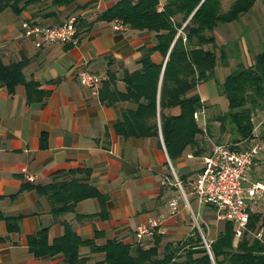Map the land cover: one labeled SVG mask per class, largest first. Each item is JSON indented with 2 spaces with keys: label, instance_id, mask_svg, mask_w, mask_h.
Wrapping results in <instances>:
<instances>
[{
  "label": "crops",
  "instance_id": "1",
  "mask_svg": "<svg viewBox=\"0 0 264 264\" xmlns=\"http://www.w3.org/2000/svg\"><path fill=\"white\" fill-rule=\"evenodd\" d=\"M117 1L77 0L57 8L41 3L29 5L19 14L8 9L0 12V60L5 65L25 60L24 80L34 81L48 92L42 101L27 103L24 85H16L10 94L0 84V264H62L61 254L35 258L28 250L27 237L47 228L51 241L62 235L63 221L82 239H93L95 231L99 232L95 238L98 245L107 240L138 243L135 227L148 220L156 221L161 257L165 244L192 235L195 227L204 235L208 224L203 218L210 222L217 218L213 207L199 204L191 194L190 182L202 168L199 158L186 157L192 151L171 161L161 132L158 137L145 138L118 135L113 129L116 119L134 104L118 101L105 105L99 90L78 82L80 70H88L103 80L111 72L116 89L124 91L123 73L140 68L138 47L150 44L151 35L130 28L116 31L111 21L96 19ZM71 17L77 18L78 34L63 44L25 36L21 28L25 21L51 25ZM212 34L216 46L228 44V74L238 62L250 66L255 55L264 51V0H255L247 13L217 26ZM226 68L218 66L220 78L215 77L216 81L223 82ZM204 118L206 124L218 123L208 121L206 105ZM254 124L264 145V108L255 114ZM228 139L233 141L229 134ZM171 167L183 182L185 197L176 186L161 183L164 177L172 178ZM78 168L88 169V183L107 196L103 205L106 217L99 214L97 198L82 199L73 211L56 216L50 212L46 196L36 190L37 186L69 180L72 175L68 171ZM76 176L81 178L82 174ZM250 179L264 184V150L252 166ZM26 184L30 187L24 188ZM188 196L196 202V211ZM172 200L178 203L175 215L169 212ZM251 213L264 215V194L251 204ZM15 216H21L19 229L9 231L5 218ZM160 216L163 219L158 221ZM217 233L210 234L207 242ZM152 244L153 237L141 243L145 248ZM80 253L93 260L103 257L102 253H90L85 246L80 247Z\"/></svg>",
  "mask_w": 264,
  "mask_h": 264
},
{
  "label": "trees",
  "instance_id": "2",
  "mask_svg": "<svg viewBox=\"0 0 264 264\" xmlns=\"http://www.w3.org/2000/svg\"><path fill=\"white\" fill-rule=\"evenodd\" d=\"M76 1L0 0V12L8 9L19 14L29 5L48 3L57 8ZM254 1L118 0L101 12L97 20L110 22L117 18L126 28L152 37L150 44L138 47L140 68L123 73L124 91L116 89L115 76L111 72L99 88L100 100L105 105L118 101L134 104L119 114L113 125L114 131L124 138L158 137L161 132L171 161L187 150L195 156L204 154L208 150L205 135L211 139L214 135L211 123L206 124L205 134L194 120V112L205 107L196 88L201 82L214 80L218 94L227 101V110L212 121L218 122L220 133L228 129L233 142L237 137L241 140L250 136L254 126L252 119L264 108V51L255 55L250 66L238 62L220 83L215 79V69L218 65L228 67V49L225 47L228 44L219 46L217 56L212 31L218 25L233 22L247 13ZM76 22L77 18L74 38L78 34ZM25 64L26 61L22 60L5 65L0 60V84L10 94L16 85L22 84L27 103L42 101L48 92L42 90L38 83L24 80L22 69ZM171 109L177 112L167 113ZM68 173L72 175L69 180L36 187L40 194L46 196L50 212L57 216L73 211L82 199L97 198L101 207L99 214L106 217L103 205L107 196L88 183L89 170L70 169ZM78 174H82V179L76 176ZM29 187L24 185V188ZM20 217L5 218L9 231L19 229ZM247 227L251 231L263 227L264 239V215L250 213ZM99 235L95 231L93 239H82L68 222L63 221L62 235L50 241L47 228H43L27 237V245L35 258L61 254L62 264H264V243L247 232L235 240L233 223L229 220L222 221V228L209 243L211 256L196 227L192 235L183 240L165 244L161 257H158L161 235L156 228L153 244L147 248L141 243L118 240H107L98 245L95 238ZM82 246L88 247L90 253H102V259L93 260L82 255Z\"/></svg>",
  "mask_w": 264,
  "mask_h": 264
},
{
  "label": "built area",
  "instance_id": "3",
  "mask_svg": "<svg viewBox=\"0 0 264 264\" xmlns=\"http://www.w3.org/2000/svg\"><path fill=\"white\" fill-rule=\"evenodd\" d=\"M162 7L160 2L159 8ZM112 28L116 31L126 29L120 19H113ZM21 28L25 36H39L46 42L67 43L74 39L75 18L71 17L60 23L51 25H41L22 22ZM78 82L85 87L95 91L101 87L103 78L88 70H80L77 73ZM204 104V101L201 99ZM200 115L203 120L200 124L205 133V107L202 106L194 112V120L198 123ZM254 123V118L252 119ZM206 134V133H205ZM209 144L208 150L196 156L202 162L196 178L190 182V191L196 201L202 205H209L214 208L217 219L229 220L233 223L234 238L239 239L245 232L264 243L263 227L256 231H251L247 227L251 204L264 194V184L250 179V172L256 158L264 150L262 141L258 138L257 124H254L250 136L240 141L214 142L207 135ZM187 158H194L195 155L189 153ZM170 164V163H169ZM171 166V164H170ZM172 169V178L164 177L162 184L170 183L176 186L185 197L183 182ZM30 180L33 177L29 178ZM169 212L175 215L178 211V203L172 200L168 204ZM163 219L159 217L160 221ZM156 228V221L148 220L135 227L134 237L138 243H143L153 237ZM202 242L211 256L209 243L200 231Z\"/></svg>",
  "mask_w": 264,
  "mask_h": 264
},
{
  "label": "rangeland",
  "instance_id": "4",
  "mask_svg": "<svg viewBox=\"0 0 264 264\" xmlns=\"http://www.w3.org/2000/svg\"><path fill=\"white\" fill-rule=\"evenodd\" d=\"M227 6V3H226ZM226 9V8H224ZM218 26H222V24L218 25ZM226 50L228 49V46H225ZM209 49L211 48V46L208 47ZM219 46H216L215 51L217 53V56L219 54ZM219 64V63H218ZM219 66V65H218ZM218 67H216L215 69V77L216 79L220 78V74H218L217 72ZM224 73H226L225 75L228 74V67L223 70ZM197 91L200 94L201 97H203L206 100V113H207V119L208 121L212 120L215 118L216 115H218L219 113L224 112L227 109V101L225 99V97L223 96H218L217 94V89H216V85L214 83V80H208V81H204L201 82L198 86H197ZM203 120V116L200 115L199 117V122L198 124L200 125L201 122ZM213 126V138L211 140H213L214 142H217V140H220V142H228V129L226 132L224 133H220L219 131V124H212ZM207 147H209V144L207 143ZM185 190L188 192V185L184 184ZM189 201H190V205L193 207V209L196 211V202L193 201L190 196H188ZM205 220V222L208 224V228H205L204 230V235L206 237V239H209V235L210 234H214L217 233L221 228H222V222L221 220L214 218L211 220V222L207 219V218H203ZM200 219L197 221L198 225L200 223ZM196 224V222H195Z\"/></svg>",
  "mask_w": 264,
  "mask_h": 264
}]
</instances>
